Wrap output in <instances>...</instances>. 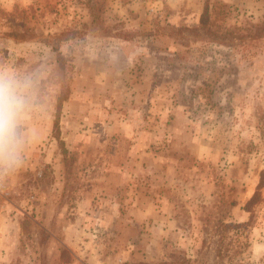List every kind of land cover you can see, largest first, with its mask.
Masks as SVG:
<instances>
[{
  "label": "rangeland",
  "instance_id": "obj_1",
  "mask_svg": "<svg viewBox=\"0 0 264 264\" xmlns=\"http://www.w3.org/2000/svg\"><path fill=\"white\" fill-rule=\"evenodd\" d=\"M0 71V264H264V0H0Z\"/></svg>",
  "mask_w": 264,
  "mask_h": 264
},
{
  "label": "clouds",
  "instance_id": "obj_2",
  "mask_svg": "<svg viewBox=\"0 0 264 264\" xmlns=\"http://www.w3.org/2000/svg\"><path fill=\"white\" fill-rule=\"evenodd\" d=\"M30 77L0 71V187L19 174L26 146L25 124L34 105Z\"/></svg>",
  "mask_w": 264,
  "mask_h": 264
}]
</instances>
